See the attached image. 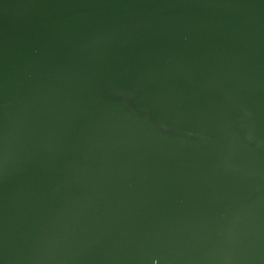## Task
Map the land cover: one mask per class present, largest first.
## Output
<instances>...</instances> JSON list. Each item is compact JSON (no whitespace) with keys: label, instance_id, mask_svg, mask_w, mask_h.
<instances>
[{"label":"water","instance_id":"obj_1","mask_svg":"<svg viewBox=\"0 0 264 264\" xmlns=\"http://www.w3.org/2000/svg\"><path fill=\"white\" fill-rule=\"evenodd\" d=\"M0 264H264V0H0Z\"/></svg>","mask_w":264,"mask_h":264}]
</instances>
